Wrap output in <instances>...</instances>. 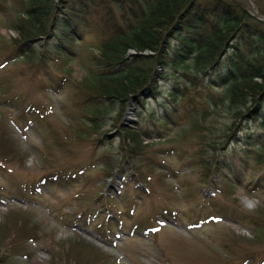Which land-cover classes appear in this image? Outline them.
Listing matches in <instances>:
<instances>
[{
    "label": "rangeland",
    "instance_id": "rangeland-1",
    "mask_svg": "<svg viewBox=\"0 0 264 264\" xmlns=\"http://www.w3.org/2000/svg\"><path fill=\"white\" fill-rule=\"evenodd\" d=\"M91 2L87 3L94 16L90 20L91 36L84 39L77 62L57 64L51 72L53 85L59 76L69 77L66 89L61 86L49 95L41 93V81L33 79L31 65L24 61L0 68V105H7L0 106V160L4 165L0 167V240L20 236V244L15 243L7 252L8 259L0 255V264H264V234L263 239L258 238L263 233L258 224L264 223V181H249L246 177L252 176L247 171L238 182L241 189L231 195L224 181H234L236 176L224 175L222 181L214 169L205 167L212 156L220 162L228 159L234 145L228 136H240L241 119H230L225 93L213 91L216 98H224L216 102V109L212 107L214 114L206 117L198 133L183 121L191 118L188 113L171 115L168 121L172 125L160 127V133L153 122L146 121L148 130L158 133L156 140L168 142L152 143L146 138L130 156L126 141L118 136L119 129L111 126V121L101 131V135L114 134L106 140L111 147L105 151L103 142L94 151L93 143L75 134L79 125L77 83L86 73L87 48L91 53L100 42V30L102 34L109 16L106 0ZM237 2L264 25V0ZM5 25L1 20V55L12 49L6 36L15 37ZM26 50L23 48L21 54ZM20 94H27L33 105L27 116L9 103L13 95ZM184 101L191 102L190 98ZM47 105L51 114L38 117L36 110L42 112ZM136 115L137 108L132 105L120 122L133 125ZM12 137L18 142L9 149L4 140L13 141ZM15 150L20 151L16 154ZM112 160L119 165L108 164V171L100 169V162ZM16 163L34 164L36 169ZM66 166L76 167L80 175L73 176ZM60 169L67 170L63 183L57 178L46 187L38 186L42 177ZM200 194L225 209L220 224L202 218L200 212L207 203L201 205ZM243 218L247 221L242 222ZM157 223L162 227L155 226ZM194 223H198L196 229H186ZM250 223H258L256 232L260 234H255ZM24 225L26 232H19ZM149 228L154 233L145 235ZM24 241L27 246L23 249L27 250L21 252Z\"/></svg>",
    "mask_w": 264,
    "mask_h": 264
},
{
    "label": "trees",
    "instance_id": "trees-1",
    "mask_svg": "<svg viewBox=\"0 0 264 264\" xmlns=\"http://www.w3.org/2000/svg\"><path fill=\"white\" fill-rule=\"evenodd\" d=\"M91 1L0 0V15L10 17L5 6L11 3L17 20L13 27L18 33L13 40L15 49L19 52L26 47L21 58L47 69L61 57L69 59L91 36L94 16L87 9ZM107 2L109 16L102 34L100 30L96 54L89 55L87 76L81 81L85 126L96 129L114 103L134 101L140 105V96L146 94L165 96L168 107L177 110L179 99L196 88L185 78L191 76L201 83L192 94L196 102L203 87L209 91L223 88L230 119L251 122L234 142L229 157L228 165L241 170L238 181L246 170L252 175L256 172L257 177L264 173V25L237 0ZM128 49L153 55L126 58ZM158 81L165 86H158ZM210 114L194 117L193 125L203 126ZM123 131L131 144L142 136L133 128ZM260 178L264 180V174Z\"/></svg>",
    "mask_w": 264,
    "mask_h": 264
}]
</instances>
